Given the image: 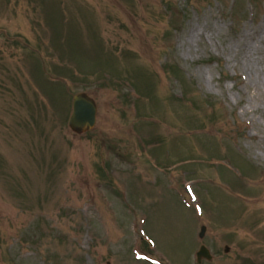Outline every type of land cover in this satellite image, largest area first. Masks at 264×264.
Masks as SVG:
<instances>
[{"label":"rangeland","instance_id":"1","mask_svg":"<svg viewBox=\"0 0 264 264\" xmlns=\"http://www.w3.org/2000/svg\"><path fill=\"white\" fill-rule=\"evenodd\" d=\"M0 264H264V0H0Z\"/></svg>","mask_w":264,"mask_h":264},{"label":"water","instance_id":"2","mask_svg":"<svg viewBox=\"0 0 264 264\" xmlns=\"http://www.w3.org/2000/svg\"><path fill=\"white\" fill-rule=\"evenodd\" d=\"M98 105L95 99L86 92L73 94L72 112L69 117V126L76 133H85L91 131L97 124ZM206 227L202 226L200 237H203ZM229 247H226V251ZM198 262L203 258L212 259L210 249L206 245H201L197 252Z\"/></svg>","mask_w":264,"mask_h":264}]
</instances>
